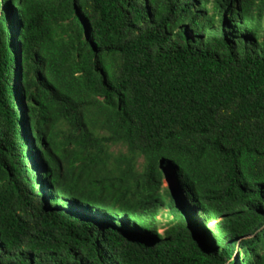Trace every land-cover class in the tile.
I'll list each match as a JSON object with an SVG mask.
<instances>
[{
  "label": "trees",
  "instance_id": "1",
  "mask_svg": "<svg viewBox=\"0 0 264 264\" xmlns=\"http://www.w3.org/2000/svg\"><path fill=\"white\" fill-rule=\"evenodd\" d=\"M0 264H264V0H0Z\"/></svg>",
  "mask_w": 264,
  "mask_h": 264
},
{
  "label": "rangeland",
  "instance_id": "2",
  "mask_svg": "<svg viewBox=\"0 0 264 264\" xmlns=\"http://www.w3.org/2000/svg\"><path fill=\"white\" fill-rule=\"evenodd\" d=\"M164 214H165V212H164ZM162 221H163V223H166L168 221L166 215H164V217L162 218ZM161 232L163 233V231H161Z\"/></svg>",
  "mask_w": 264,
  "mask_h": 264
}]
</instances>
